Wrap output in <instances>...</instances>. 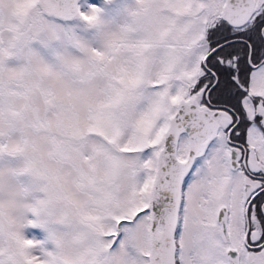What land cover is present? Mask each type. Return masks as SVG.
Masks as SVG:
<instances>
[{
	"label": "snow or ice",
	"instance_id": "snow-or-ice-1",
	"mask_svg": "<svg viewBox=\"0 0 264 264\" xmlns=\"http://www.w3.org/2000/svg\"><path fill=\"white\" fill-rule=\"evenodd\" d=\"M0 264H264V0H0Z\"/></svg>",
	"mask_w": 264,
	"mask_h": 264
}]
</instances>
